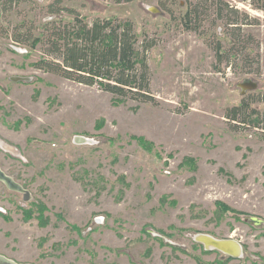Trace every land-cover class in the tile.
<instances>
[{
    "label": "rangeland",
    "instance_id": "obj_1",
    "mask_svg": "<svg viewBox=\"0 0 264 264\" xmlns=\"http://www.w3.org/2000/svg\"><path fill=\"white\" fill-rule=\"evenodd\" d=\"M4 1L0 140L18 154L0 143V167L31 197L23 201L0 183V213L9 217L0 215V254L20 264L226 257L195 237L204 234L240 245L241 255L226 264H264L262 124L254 127L251 116L247 126L234 127L225 117L244 97L264 91V13L229 0L259 20L243 28L258 43L247 51L259 62L243 68L231 56V66L222 62L217 70L208 40H221L226 51L224 26L204 21L195 32L181 24L196 0H61L88 23L114 17L131 22L139 40L153 39L147 62L156 102L139 103L37 69L46 45L31 43L42 38L55 0ZM252 107L264 113V102ZM77 135L90 142L75 143ZM216 203L234 211L219 214Z\"/></svg>",
    "mask_w": 264,
    "mask_h": 264
},
{
    "label": "trees",
    "instance_id": "obj_2",
    "mask_svg": "<svg viewBox=\"0 0 264 264\" xmlns=\"http://www.w3.org/2000/svg\"><path fill=\"white\" fill-rule=\"evenodd\" d=\"M11 1V0H9ZM135 0H112L113 3H129ZM251 9L264 13V0H235ZM61 0H55L54 8L50 10L53 17L44 26L41 37H36L31 43L33 48L41 42L46 45L42 57L34 63L37 69L57 74L73 82L97 86L102 91L110 93L115 98L133 100L139 103H155L156 98L150 89V68L147 62V53L154 46L153 39L144 36L139 40L132 23L118 18H95L86 22L72 9L60 5ZM8 2L0 0V13L8 11ZM63 12L69 13L72 18L64 22L59 17ZM62 17V16H61ZM204 21L210 26H224V36L230 40V45L224 51V45L219 39L208 40L214 51L215 68L225 62L231 66L230 57L239 58L243 68L258 66L257 53L251 57L247 51L248 46L258 43L252 35L245 33L244 26L257 25L259 20L251 16L246 10L239 9L229 0H196L188 2L181 24L185 30L198 31ZM221 23V24H218ZM29 37H32L29 34ZM20 42L18 38L14 39ZM254 58V59H253ZM258 72V69H254ZM252 70V71H254ZM264 102V91L255 95L244 97L239 105L226 111L225 117L234 122L235 126H247L249 118L255 116L259 128L262 124L264 136V113L252 107L253 103ZM217 204L218 213L233 212L225 204ZM45 207L40 206V215ZM4 220L7 215L0 214ZM25 220L30 218L27 213ZM47 218L40 221L45 225ZM231 256L219 257L213 262L203 263L197 259L198 264H226Z\"/></svg>",
    "mask_w": 264,
    "mask_h": 264
},
{
    "label": "water",
    "instance_id": "obj_3",
    "mask_svg": "<svg viewBox=\"0 0 264 264\" xmlns=\"http://www.w3.org/2000/svg\"><path fill=\"white\" fill-rule=\"evenodd\" d=\"M247 87V84H245ZM252 85V84H251ZM75 143L82 144L90 142L88 138L77 135L73 138ZM0 182H2L7 189L23 194V200L28 201L30 199V192L25 189L21 184L16 182L14 178L10 175H7L0 167ZM197 240L201 241L205 248L208 250H218L224 252L226 255L231 256L232 258L238 257L241 255V248L238 243L231 239H216L208 235L198 234L195 236ZM236 247L238 250L236 252L230 251V246ZM228 246V247H227ZM0 264H20L14 261L11 258L6 257L5 255L0 254Z\"/></svg>",
    "mask_w": 264,
    "mask_h": 264
},
{
    "label": "bare ground",
    "instance_id": "obj_4",
    "mask_svg": "<svg viewBox=\"0 0 264 264\" xmlns=\"http://www.w3.org/2000/svg\"><path fill=\"white\" fill-rule=\"evenodd\" d=\"M3 141L2 140H0V143H2ZM4 144L2 145L3 146V148L1 147V144H0V147L2 148V149H4V150H6V151H9V152H13V154H14V152H15V149L14 148H11V147H9L10 145H8V144H6L5 142H3ZM16 151H17V149H16ZM17 154H18V151H17ZM230 246V251H234V252H236L238 249L236 248V247H234V245H233V247L231 246V245H229ZM228 247V246H227Z\"/></svg>",
    "mask_w": 264,
    "mask_h": 264
},
{
    "label": "flooded vegetation",
    "instance_id": "obj_5",
    "mask_svg": "<svg viewBox=\"0 0 264 264\" xmlns=\"http://www.w3.org/2000/svg\"><path fill=\"white\" fill-rule=\"evenodd\" d=\"M2 169V168H1ZM7 174V173H6ZM7 175H9V174H7ZM10 176H12V175H10ZM13 178H14V176H12ZM14 180H15V178H14ZM16 181V180H15ZM17 182V181H16ZM0 183H2V182H0ZM19 183V182H18ZM3 184V183H2ZM20 184V183H19ZM4 185V184H3ZM22 185V184H21ZM5 186V185H4ZM23 186V185H22ZM24 187V186H23ZM5 188H6V186H5ZM7 189V188H6ZM26 189V188H25ZM9 190V189H8ZM9 191H11V190H9ZM12 192H14V191H12ZM16 193H18V192H16ZM18 194H20L21 196H22V200H23V194H21V193H18ZM24 201V200H23ZM0 212H2V213H4V210H3V208H1L0 207ZM2 213H0V214H2ZM3 215H6V214H3ZM2 255H4V254H2ZM6 257H8L7 255H5ZM9 258V257H8ZM15 261V260H14ZM17 262V261H16Z\"/></svg>",
    "mask_w": 264,
    "mask_h": 264
}]
</instances>
